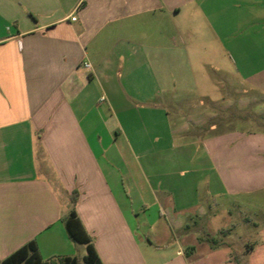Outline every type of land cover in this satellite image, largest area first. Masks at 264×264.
<instances>
[{
    "label": "crops",
    "instance_id": "0c3cea01",
    "mask_svg": "<svg viewBox=\"0 0 264 264\" xmlns=\"http://www.w3.org/2000/svg\"><path fill=\"white\" fill-rule=\"evenodd\" d=\"M259 100L264 0H0V264L83 262L73 209L103 264H264L231 203L264 190V131L232 127Z\"/></svg>",
    "mask_w": 264,
    "mask_h": 264
},
{
    "label": "rangeland",
    "instance_id": "374dc122",
    "mask_svg": "<svg viewBox=\"0 0 264 264\" xmlns=\"http://www.w3.org/2000/svg\"><path fill=\"white\" fill-rule=\"evenodd\" d=\"M243 1V0H241ZM238 2L233 4L234 11L242 8H250V6L240 5ZM243 19L247 20L244 16L248 13V10H243ZM250 12V11H249ZM240 21L239 19L234 22ZM262 23V22H261ZM260 23V25H261ZM241 32L234 33L236 36L240 35ZM233 116V130L253 132V131H264V101L259 100L250 103L248 106H241L240 102H235L232 109ZM259 194L233 197L231 198L232 207V219L233 222H239L242 219H249L255 224L264 226V190L259 191ZM228 201V200H227ZM242 232V231H241ZM247 232V231H246ZM248 233L255 239H258L260 235L253 228L248 229ZM229 241V240H228ZM233 244L235 240L230 239ZM236 248V247H235ZM235 256V255H234ZM236 257V256H235ZM248 259V256H247ZM234 262V261H232ZM78 264H84L78 262ZM249 264V259H248Z\"/></svg>",
    "mask_w": 264,
    "mask_h": 264
},
{
    "label": "trees",
    "instance_id": "16d2710c",
    "mask_svg": "<svg viewBox=\"0 0 264 264\" xmlns=\"http://www.w3.org/2000/svg\"><path fill=\"white\" fill-rule=\"evenodd\" d=\"M76 194L72 196V204L75 205ZM65 227L70 239L79 244L86 245V254L83 258L84 264H103L100 260L92 239L84 231L79 219L77 218L76 212L73 209L69 216L64 220ZM207 241L212 248H216L214 245V238H200L199 241ZM255 245H247L243 258L239 259L234 256H230V260L234 261L236 264H248L247 256L253 251ZM1 264H78V259L76 257H61L57 261H43L38 253L37 246L34 242H29L16 252L8 256L2 261Z\"/></svg>",
    "mask_w": 264,
    "mask_h": 264
},
{
    "label": "built area",
    "instance_id": "2783aa9c",
    "mask_svg": "<svg viewBox=\"0 0 264 264\" xmlns=\"http://www.w3.org/2000/svg\"><path fill=\"white\" fill-rule=\"evenodd\" d=\"M72 20H75V18H72ZM84 66H85L86 68H90V64H88V63H85Z\"/></svg>",
    "mask_w": 264,
    "mask_h": 264
}]
</instances>
